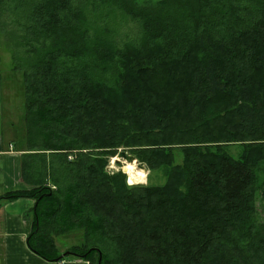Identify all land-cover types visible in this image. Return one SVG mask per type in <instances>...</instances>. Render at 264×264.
I'll use <instances>...</instances> for the list:
<instances>
[{
	"label": "trees",
	"instance_id": "1",
	"mask_svg": "<svg viewBox=\"0 0 264 264\" xmlns=\"http://www.w3.org/2000/svg\"><path fill=\"white\" fill-rule=\"evenodd\" d=\"M0 41L24 109L11 142L33 186L0 207L35 199L32 251L264 264V0H0ZM121 147L167 181L110 174ZM59 236L75 244L60 253Z\"/></svg>",
	"mask_w": 264,
	"mask_h": 264
},
{
	"label": "crops",
	"instance_id": "2",
	"mask_svg": "<svg viewBox=\"0 0 264 264\" xmlns=\"http://www.w3.org/2000/svg\"><path fill=\"white\" fill-rule=\"evenodd\" d=\"M10 56L4 53L0 41V196L8 191L28 188L22 177V156L10 141L11 123L5 125L2 77L4 66ZM35 200L21 197L5 201L0 207V264H60L45 260L27 244L33 230V208Z\"/></svg>",
	"mask_w": 264,
	"mask_h": 264
},
{
	"label": "rangeland",
	"instance_id": "3",
	"mask_svg": "<svg viewBox=\"0 0 264 264\" xmlns=\"http://www.w3.org/2000/svg\"><path fill=\"white\" fill-rule=\"evenodd\" d=\"M128 26L129 25H126L121 28L122 33L132 32L130 30L131 27L129 28ZM8 74L9 73L7 72V66L5 65L4 71H3V77H2V80H3L2 91H3V98H4V104H5L4 113H5V119H6L5 125L7 128H9L10 123H11V127L16 128V130L14 131V134H13V130H12V133H10L12 134L11 135L12 138L10 141L16 142V140L18 139V129L17 128H19L20 130L22 126L21 119L24 114V109H23V101L18 92L17 86L12 81H9V78H7ZM12 123H13V126H12ZM12 145L16 151H19L16 149L14 144ZM121 151H126L128 154H132L136 157V155L127 148H124V147L119 148L118 153ZM19 152L22 155V151H19ZM117 154L113 157H110L106 170L110 174H113L115 172H121L125 174L128 184L141 183V184H147V185H161L167 181L169 170H166L164 167H158V168L152 169L148 166L146 162L140 161L136 157L137 160L133 163H135L137 168H141L146 172V178L144 181H141V182H130L129 174L124 169V165L130 162H128L125 158H121L120 161H116ZM260 177H261V186H262V188L261 187L260 188H261V192L264 194L263 192L264 191V162L262 163L260 167ZM32 187H33L32 185H28V188H24V189H30ZM257 204L259 208V218L261 220H264V197L263 198L258 197ZM56 240H57V246L59 247L60 253H63L70 246L75 244V241H76L75 238L72 236L70 237L59 236L56 238ZM58 262L60 264H90L88 260L82 259L81 257H77L74 255L65 256L62 260Z\"/></svg>",
	"mask_w": 264,
	"mask_h": 264
},
{
	"label": "bare ground",
	"instance_id": "4",
	"mask_svg": "<svg viewBox=\"0 0 264 264\" xmlns=\"http://www.w3.org/2000/svg\"><path fill=\"white\" fill-rule=\"evenodd\" d=\"M124 169L129 174L130 182H141L146 178V172L141 168H137L135 163H126Z\"/></svg>",
	"mask_w": 264,
	"mask_h": 264
},
{
	"label": "water",
	"instance_id": "5",
	"mask_svg": "<svg viewBox=\"0 0 264 264\" xmlns=\"http://www.w3.org/2000/svg\"><path fill=\"white\" fill-rule=\"evenodd\" d=\"M121 158H125L128 162L133 163L137 159L134 155L128 154L126 151H121L117 154L116 161H120Z\"/></svg>",
	"mask_w": 264,
	"mask_h": 264
}]
</instances>
